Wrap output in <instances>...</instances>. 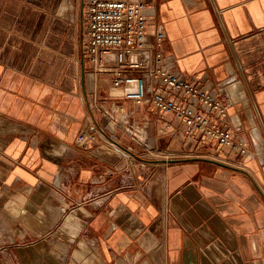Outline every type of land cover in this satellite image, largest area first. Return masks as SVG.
<instances>
[{"label": "crops", "instance_id": "1", "mask_svg": "<svg viewBox=\"0 0 264 264\" xmlns=\"http://www.w3.org/2000/svg\"><path fill=\"white\" fill-rule=\"evenodd\" d=\"M146 1L162 52L227 101L251 157L86 72L79 0H0V264H264V0ZM94 91L144 141L107 127L77 146L106 125Z\"/></svg>", "mask_w": 264, "mask_h": 264}, {"label": "built area", "instance_id": "2", "mask_svg": "<svg viewBox=\"0 0 264 264\" xmlns=\"http://www.w3.org/2000/svg\"><path fill=\"white\" fill-rule=\"evenodd\" d=\"M81 15L80 51L88 63L86 72L104 75L111 89L135 103L147 102L161 117L164 128L168 117H175L186 133H199L218 147H228L244 158L251 157L245 144L233 138L222 124L227 101L199 88L174 67V61L162 52L165 32L160 24L150 25L146 0H79ZM89 109L103 118H91L90 127L80 131L75 144L83 147L104 135L107 127L121 131L132 141L142 142L147 125L129 117L121 104L103 105L93 92ZM163 128V129H164ZM109 147L118 150L110 139Z\"/></svg>", "mask_w": 264, "mask_h": 264}, {"label": "rangeland", "instance_id": "3", "mask_svg": "<svg viewBox=\"0 0 264 264\" xmlns=\"http://www.w3.org/2000/svg\"><path fill=\"white\" fill-rule=\"evenodd\" d=\"M79 9H80V2H79ZM152 158H154L152 155L147 156V159H152Z\"/></svg>", "mask_w": 264, "mask_h": 264}]
</instances>
